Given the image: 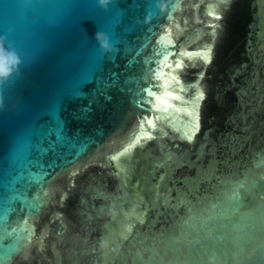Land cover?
I'll use <instances>...</instances> for the list:
<instances>
[{"label": "water", "instance_id": "95a60500", "mask_svg": "<svg viewBox=\"0 0 264 264\" xmlns=\"http://www.w3.org/2000/svg\"><path fill=\"white\" fill-rule=\"evenodd\" d=\"M110 3L0 0V264H264V0Z\"/></svg>", "mask_w": 264, "mask_h": 264}, {"label": "clouds", "instance_id": "9594fccd", "mask_svg": "<svg viewBox=\"0 0 264 264\" xmlns=\"http://www.w3.org/2000/svg\"><path fill=\"white\" fill-rule=\"evenodd\" d=\"M110 0H99V4L107 8ZM102 50L113 51L114 45L106 32L100 31L95 34ZM24 63L17 49L10 45L5 35H0V86L10 81L13 76L20 72L21 65ZM3 107L2 96H0V108Z\"/></svg>", "mask_w": 264, "mask_h": 264}, {"label": "snow or ice", "instance_id": "6c2138e0", "mask_svg": "<svg viewBox=\"0 0 264 264\" xmlns=\"http://www.w3.org/2000/svg\"><path fill=\"white\" fill-rule=\"evenodd\" d=\"M101 6V5H100ZM102 7V6H101ZM117 5H114V4H111V3H109L108 4V6H107V8H104V7H102V8H104L105 10H108V9H112L113 11H112V13H111V16L109 17V19H110V21H111V31L113 32V30H112V25H113V22H115V21H118L119 19H120V14H119V12H117L116 11V9H117ZM100 31H103V32H106L105 30H101L99 27L97 28V30H96V32L93 34V37H94V39H95V41H96V44H98L99 45V43H98V41L96 40V38H95V34L97 33V32H100ZM108 35H109V33L108 32H106ZM109 37H110V35H109ZM99 47H100V45H99ZM115 75V74H114ZM165 95H167V93H165ZM110 98V97H109ZM155 99L156 100H160L161 99V97H160V95H156L155 96ZM148 103H152V101H147ZM165 103H167V100H165L164 101ZM160 107V105L159 104H153V109L155 110V109H158Z\"/></svg>", "mask_w": 264, "mask_h": 264}]
</instances>
